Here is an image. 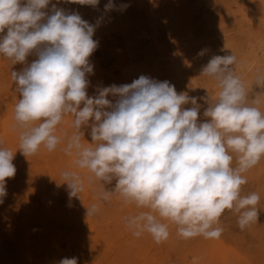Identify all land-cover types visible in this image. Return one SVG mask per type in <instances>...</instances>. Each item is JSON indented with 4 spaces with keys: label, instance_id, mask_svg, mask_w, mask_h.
<instances>
[{
    "label": "clouds",
    "instance_id": "1",
    "mask_svg": "<svg viewBox=\"0 0 264 264\" xmlns=\"http://www.w3.org/2000/svg\"><path fill=\"white\" fill-rule=\"evenodd\" d=\"M59 2L0 0V56L26 65L11 72L20 96L13 119L21 129L22 154L35 155L41 147L52 152L63 142L65 153L75 156L73 167L91 173L89 184L115 180L114 189H102L103 201L118 195L124 203L147 209L125 222L135 236L147 232L157 244L169 238L170 224L184 239H219L225 211L236 214L241 230L256 223L260 196L242 195L241 189L248 182L245 174L264 159V93L249 101L245 83L235 74L236 56L214 55L202 68L201 75L219 88L215 100H206L203 121L196 97L145 75L128 84L99 87L89 96L97 25L58 7ZM128 6L108 0L104 8L122 11ZM30 55L36 58L28 63ZM256 72L255 85L264 89V72ZM66 116L73 118L74 131L57 135ZM84 129H89L90 143ZM13 159L11 150L0 147V197L6 195V178L16 173ZM61 176L70 196L84 191L77 171L64 170ZM97 212L95 204L87 208V216ZM59 264L78 262L72 257Z\"/></svg>",
    "mask_w": 264,
    "mask_h": 264
},
{
    "label": "rangeland",
    "instance_id": "2",
    "mask_svg": "<svg viewBox=\"0 0 264 264\" xmlns=\"http://www.w3.org/2000/svg\"><path fill=\"white\" fill-rule=\"evenodd\" d=\"M107 3L99 0L96 7L58 3L97 25L93 39L98 47L89 58L93 65L89 96L99 87L128 84L145 75L167 80L178 93L196 97L203 121L206 100H215L219 88L214 79L201 75L202 68L214 55L231 54L237 58L235 74L245 83L249 101L256 93H264L255 85L256 70L264 72V0H114L117 7L130 5L122 11H105ZM35 58L30 55L28 63ZM25 66L0 56V147L14 153L16 168L14 177L6 178V195L0 197V208H4L0 264H59L72 257L78 264H264V159L245 174L248 182L241 189L242 195L256 192L260 196L256 223L241 230L236 214L225 211L219 239H184L172 224L169 238L159 244L147 232L137 237L125 217L147 209L124 203L118 195L108 201L100 198L104 186L114 189L115 180L103 185L93 179L89 184L91 173L73 167L75 156L65 153L63 142L55 151L41 147L29 156L18 149L21 129L13 116L20 96L11 72ZM72 119L64 118L57 135L71 136ZM84 131L90 143L89 129ZM64 170L77 171L84 181L79 196L69 195L61 176ZM93 204L98 212L87 216Z\"/></svg>",
    "mask_w": 264,
    "mask_h": 264
},
{
    "label": "bare ground",
    "instance_id": "3",
    "mask_svg": "<svg viewBox=\"0 0 264 264\" xmlns=\"http://www.w3.org/2000/svg\"><path fill=\"white\" fill-rule=\"evenodd\" d=\"M61 163V162H60ZM71 166V165H70ZM82 171H83V169H81ZM75 171V170H74ZM87 173V172H86ZM86 173H83V174H86ZM59 175H60V173H59ZM26 176H29V175H26ZM88 178V177H87ZM85 179V178H84ZM63 180V179H62ZM87 180V179H86ZM62 182V181H61ZM59 188V187H58ZM57 190V189H56ZM55 191V190H54ZM61 192V191H60ZM56 193V192H55ZM63 194V193H62ZM31 197V196H30ZM49 197V196H48ZM34 200V199H33ZM39 201V200H38ZM37 201V202H38ZM48 202V201H47ZM85 203V202H84ZM99 208V207H98ZM3 207L1 206V208H0V210H1V213H0V224H1V222H2V220H3V218H2V216H3V213H4V211H3ZM43 211H45V210H43ZM72 211V210H71ZM39 214V213H38ZM100 216H101V214H100ZM39 219V218H38ZM87 220V219H86ZM98 220V219H97ZM32 222H33V220H32ZM28 225V224H27ZM1 226V225H0ZM3 226V225H2ZM60 226V225H59ZM93 227V226H92ZM2 228V227H1ZM95 228V227H94ZM92 231V230H91ZM28 234V233H27ZM26 235V234H25ZM80 236V235H79ZM94 239V238H93ZM24 240V239H23ZM22 241V240H21ZM24 243V242H23ZM79 243H81V241L79 242ZM9 244V243H8ZM41 244V243H40ZM47 245V244H46ZM16 246V245H15ZM45 246V245H44ZM60 247V246H59ZM58 247V248H59ZM56 248V247H55ZM61 249H62V247H61ZM84 251V250H83ZM18 252V251H17ZM38 263V262H37Z\"/></svg>",
    "mask_w": 264,
    "mask_h": 264
}]
</instances>
